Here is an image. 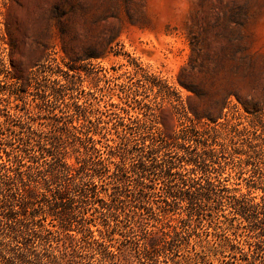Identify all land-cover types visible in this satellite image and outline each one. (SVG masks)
I'll return each mask as SVG.
<instances>
[{"label": "rangeland", "instance_id": "rangeland-1", "mask_svg": "<svg viewBox=\"0 0 264 264\" xmlns=\"http://www.w3.org/2000/svg\"><path fill=\"white\" fill-rule=\"evenodd\" d=\"M257 109L264 112V0H0V162L8 159L5 150L13 160L20 153L16 159H24L26 208H18L19 217L39 219L76 238L88 227L96 237L105 236L107 218L119 225L106 239L113 237L109 243L125 249L117 264H187L188 255L190 264H249L243 257L264 264V242L255 246L258 239L247 227L239 230L242 251L229 257L211 249L208 240L215 236L208 231H214L222 212L209 205L198 207L200 215H193L180 246L171 250L170 242H162L149 253V233L131 229L139 220L134 211L143 212L149 231L159 230L170 241L163 230L170 232L188 218L190 185L202 191L209 181L221 184L225 177L224 184L246 189L245 181L235 184L239 169L230 153L223 167L210 161L185 164L187 169L177 166L167 176L170 159L184 152L176 147L151 151L158 132L170 137L184 127L203 128L210 123L207 116L248 124ZM119 123L125 124L128 139L115 147L109 138L121 140ZM74 134L99 139L96 146L110 157L96 203L76 195L79 178L66 177L50 155L59 146L58 153L75 164ZM196 152L192 145L188 156ZM140 161L147 170H133L131 164ZM35 163L39 168L28 166ZM115 163L119 168L112 175ZM143 192L149 193L153 210L167 209L161 213L174 208L173 194L184 195L176 200L175 211L182 214H170L172 221L158 219ZM115 195L122 198V208L103 216L99 211Z\"/></svg>", "mask_w": 264, "mask_h": 264}, {"label": "trees", "instance_id": "trees-1", "mask_svg": "<svg viewBox=\"0 0 264 264\" xmlns=\"http://www.w3.org/2000/svg\"><path fill=\"white\" fill-rule=\"evenodd\" d=\"M190 110L197 119L202 120L204 118L197 117L195 111L193 109ZM261 110L249 111L256 119L248 124L228 122L226 120L219 121L207 116V120H210V123L206 121V125L203 128L193 125L174 131L170 137H166L161 132L155 135L156 137L154 138L158 143H155L156 147H151V151L158 152L159 149L164 147H176L179 151L184 152L176 159H170L165 170L167 176L172 175V170L177 166L187 169L185 164H193L195 166L200 164L208 165L207 162L210 161L223 167V163H228L226 154L230 153L231 156L235 157V165L239 169L235 171V175H237L235 177L239 180L235 184L238 185L241 184V181H245L246 189L243 190L240 187H230L224 184L223 181H227L225 177L223 181H219L221 184L209 181L205 190L202 191H199L195 185H190V189L186 191L188 196L187 206L190 208L187 211L188 218L182 217L180 221L183 223L180 226L169 224V226H173V230L170 232L163 230L164 234L170 236V241L164 240L158 235L159 230L152 229L149 231L146 227L148 223L146 221L147 217L143 216V212L138 214L137 211H134L135 216L139 215V220L132 222L134 223L131 226L132 232L135 233L138 228L139 231L149 233L150 236L146 243L151 249L147 250L149 253L151 251L156 252L162 242H170V250L171 248L179 247L182 237L190 230L188 226L192 224L190 220L193 219V215H200L198 207H202L201 205H209L217 214L222 212L220 216L218 214V221L213 228L214 231H208L215 236V238L208 240V243H212L210 246L212 250L222 252L226 254L224 256L228 255L229 257L235 254L237 250L242 251L244 249L242 247L243 242L239 238V230L242 227H247L250 232L254 233L253 237L258 239L254 241L255 246L259 245L260 242H264V185H259L264 182V137L262 136L264 134V112H260ZM131 118L143 119L138 115L135 117L132 115ZM120 125L123 127L121 140L119 141L115 137L109 138V140L116 143L115 147L127 144L125 141L128 139V135L124 128L125 124L119 123L118 127ZM19 138V140H23V137ZM219 138L223 140L219 141ZM98 141L99 139L90 135L82 138L74 134L70 148L76 158L75 164L69 163L65 157L60 155L61 152L58 153L60 150L59 146L55 153H50L53 156L52 158L57 159L59 165L63 166L62 170L66 177L79 178V181H76L74 192H77L76 195L86 204L96 203L99 200L100 188L104 186L101 182L104 180V176L110 172L108 163L110 157H105L103 152H100L101 149L96 146ZM191 144L196 147L197 152L195 155L188 156ZM60 146L63 147V150H67L64 142ZM108 146L114 147L112 144H108ZM5 152L8 159L0 162V264H117L118 253L125 249L109 243L114 240L113 237L106 239V236L112 233L111 229L119 225L115 223L113 226L107 218L105 219V232L107 235L103 236L102 234L101 238L96 237L94 231L89 227L87 228L88 232L83 237L76 238L75 235L68 232L65 236H62L59 231L48 228L39 219L26 220L20 218L18 208H26L24 192L27 184L25 183L23 171L25 163H23V158L16 159L21 153L16 155L13 160L10 152L7 150ZM222 159L223 162H221ZM28 162L34 164V162L38 161L29 159ZM115 164L116 169L113 170L112 175H117L119 168V165ZM28 166L39 168V164ZM249 166H252L251 172L245 170ZM131 167L133 170L136 168L147 170V165L144 161L132 163ZM244 174H248V176H243ZM30 176L31 174L27 175L28 180H31ZM16 180L21 185H17ZM191 180L196 181L194 178ZM182 183L188 185L184 177H182ZM191 187H195V190ZM258 191L261 193L257 194ZM142 194L144 200L151 205V209L156 213L158 219L167 221H172L173 217L170 214L178 212L175 210L180 205L179 201L176 200L178 198L183 200L184 198L183 194V196L173 194L175 206L169 201L167 203L172 207L174 206V208H169L167 212L161 213L167 209L153 210L155 208L151 204L149 193L143 192ZM22 198L23 201L20 202ZM111 200V203H107L105 200V203L110 206L108 208L102 206V210L99 211L105 217H108V211L112 212L113 209L119 210L122 208L119 204L122 202L120 196L115 195ZM62 201L64 203L67 199ZM224 210L229 211L224 213ZM41 219L44 220V218ZM94 220L89 219L87 222L92 223ZM124 236L126 235L124 234ZM125 239L127 238L125 237ZM124 240H120L121 243H124ZM250 248L252 250V245ZM192 258L190 255L186 256L185 262L190 264ZM221 260L225 263H230V260ZM243 260H247L249 264H257L255 259L249 261L248 257H243ZM123 264L130 263L124 262Z\"/></svg>", "mask_w": 264, "mask_h": 264}]
</instances>
